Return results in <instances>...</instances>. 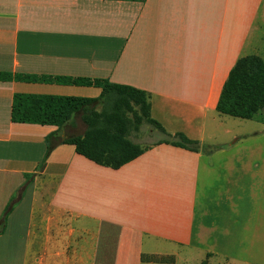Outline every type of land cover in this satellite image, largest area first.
<instances>
[{
    "label": "crops",
    "instance_id": "1",
    "mask_svg": "<svg viewBox=\"0 0 264 264\" xmlns=\"http://www.w3.org/2000/svg\"><path fill=\"white\" fill-rule=\"evenodd\" d=\"M263 2L0 0V218L13 199L0 264H264V204H232L231 194L215 204L214 191L203 210L196 204L201 146L227 133L215 106L230 69L253 49ZM22 76L142 90L152 118L170 136L198 142V151L153 145L171 139L161 133L118 169L69 144L45 156L49 136L83 133L80 117L59 128L15 123L13 96L94 99L100 89Z\"/></svg>",
    "mask_w": 264,
    "mask_h": 264
},
{
    "label": "trees",
    "instance_id": "2",
    "mask_svg": "<svg viewBox=\"0 0 264 264\" xmlns=\"http://www.w3.org/2000/svg\"><path fill=\"white\" fill-rule=\"evenodd\" d=\"M144 1V0H124ZM3 77V75H2ZM25 82L55 83L62 85L88 86L100 89L97 98L72 96L15 94L12 98L10 117L15 123H29L61 127L78 115L84 130L81 135L65 139L47 138L45 156L58 144H69L76 154L93 163L118 169L134 160L152 145H139L129 139L144 122L171 139H164L153 145L168 143L191 151H198L199 144L181 133L170 136L151 116L149 96L146 92L111 83L105 79L71 78L61 76H22ZM96 106H100L97 110ZM264 110V62L257 55H247L237 59L230 69L219 94L215 111L249 120ZM43 164L40 166V170ZM13 199L7 204L0 218V233L3 232L6 217ZM148 259L160 262L167 258Z\"/></svg>",
    "mask_w": 264,
    "mask_h": 264
},
{
    "label": "rangeland",
    "instance_id": "3",
    "mask_svg": "<svg viewBox=\"0 0 264 264\" xmlns=\"http://www.w3.org/2000/svg\"><path fill=\"white\" fill-rule=\"evenodd\" d=\"M250 40L253 45L249 48L253 49L247 50V54L257 55L264 62V2L258 10ZM96 109L99 110L100 106ZM220 116L221 128L227 133L218 139V145L201 146L196 204L203 210L208 206L205 203L213 191L215 204H223L226 198L231 197L230 194L232 204H264V110L249 120ZM161 137L158 130L144 122L136 132L129 134L131 141L142 146L150 145ZM12 262L7 260V264ZM13 264H17L16 260Z\"/></svg>",
    "mask_w": 264,
    "mask_h": 264
}]
</instances>
